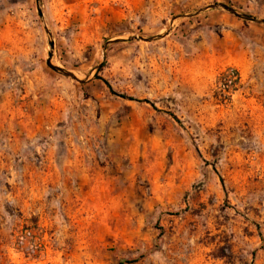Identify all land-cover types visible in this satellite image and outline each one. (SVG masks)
<instances>
[{
	"label": "rangeland",
	"instance_id": "374dc122",
	"mask_svg": "<svg viewBox=\"0 0 264 264\" xmlns=\"http://www.w3.org/2000/svg\"><path fill=\"white\" fill-rule=\"evenodd\" d=\"M217 3L264 20V0H0V264H264V25L196 15ZM46 28L85 83L49 68Z\"/></svg>",
	"mask_w": 264,
	"mask_h": 264
},
{
	"label": "water",
	"instance_id": "95a60500",
	"mask_svg": "<svg viewBox=\"0 0 264 264\" xmlns=\"http://www.w3.org/2000/svg\"><path fill=\"white\" fill-rule=\"evenodd\" d=\"M37 6H38V14H39V17H41L42 19L44 18V11H43V0H37ZM209 9H212V10H223V11H226L240 19H243L245 21H248V22H252V23H256V24H259V25H264V20L263 19H258V18H255V17H252L250 15H247V14H243V13H240L238 12L236 9L226 5V4H222V3H217V4H214L208 8H205V9H202L200 11H198L196 13V15L200 14V13H203ZM191 17L194 16V15H190ZM46 32L48 34V36L50 37V43H49V46H50V49L51 51L49 52V58H48V61H47V64L49 66V68L66 77V78H70V79H73L79 83H85L84 80H81L79 79L75 74H73L72 72L70 71H67L61 67H58L56 65L53 64V51L55 49V42L54 40L52 39V33L50 32V30L48 28H46ZM162 35L158 36V37H155V38H144V37H132L129 39V41H133V40H137V41H145V42H153V41H156V40H159V39H162ZM127 40L125 39H117V40H111L109 42H107V44L105 45L104 47V51L107 50L108 46L109 45H112V44H115V43H121V42H125Z\"/></svg>",
	"mask_w": 264,
	"mask_h": 264
},
{
	"label": "trees",
	"instance_id": "16d2710c",
	"mask_svg": "<svg viewBox=\"0 0 264 264\" xmlns=\"http://www.w3.org/2000/svg\"><path fill=\"white\" fill-rule=\"evenodd\" d=\"M240 81V73L237 70H228V72L223 73L218 80V90L216 92V99L221 103L227 101V94L232 93V91L235 90L236 86L240 83Z\"/></svg>",
	"mask_w": 264,
	"mask_h": 264
}]
</instances>
